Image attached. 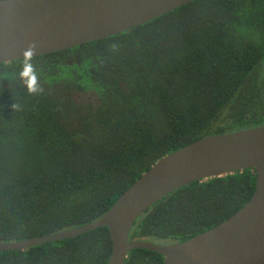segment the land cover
<instances>
[{
  "label": "trees",
  "instance_id": "obj_1",
  "mask_svg": "<svg viewBox=\"0 0 264 264\" xmlns=\"http://www.w3.org/2000/svg\"><path fill=\"white\" fill-rule=\"evenodd\" d=\"M0 64V245L100 220L166 156L202 139L264 126V0H195L106 40ZM17 105V108L13 106ZM254 170L195 182L147 210L130 241L171 246L229 219L252 198ZM108 228L0 264H108ZM148 250L125 264H164Z\"/></svg>",
  "mask_w": 264,
  "mask_h": 264
},
{
  "label": "water",
  "instance_id": "obj_2",
  "mask_svg": "<svg viewBox=\"0 0 264 264\" xmlns=\"http://www.w3.org/2000/svg\"><path fill=\"white\" fill-rule=\"evenodd\" d=\"M195 0H0V64L22 60L35 45V57L106 40L146 25ZM34 57V58H35ZM254 170L251 200L229 219L186 242L161 246L146 238L130 241L137 220L169 194ZM108 228V264H125L130 252L148 250L164 264H264V126L214 135L157 162L98 221L58 234L0 245V252L74 239Z\"/></svg>",
  "mask_w": 264,
  "mask_h": 264
},
{
  "label": "clouds",
  "instance_id": "obj_3",
  "mask_svg": "<svg viewBox=\"0 0 264 264\" xmlns=\"http://www.w3.org/2000/svg\"><path fill=\"white\" fill-rule=\"evenodd\" d=\"M35 57V45L30 46L23 54L21 60V70L19 72V77L23 81L29 94L42 93L44 89L39 86V77L37 74V69L33 63ZM18 109L17 105L13 106Z\"/></svg>",
  "mask_w": 264,
  "mask_h": 264
}]
</instances>
